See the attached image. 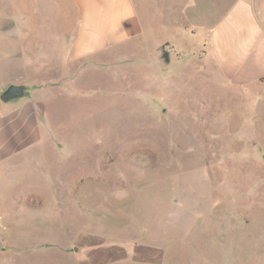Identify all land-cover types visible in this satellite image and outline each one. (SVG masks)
Masks as SVG:
<instances>
[{"label": "rangeland", "instance_id": "rangeland-1", "mask_svg": "<svg viewBox=\"0 0 264 264\" xmlns=\"http://www.w3.org/2000/svg\"><path fill=\"white\" fill-rule=\"evenodd\" d=\"M133 1L70 59L74 0H0V93L24 84L39 134L0 167V264H264V74L215 61L239 0Z\"/></svg>", "mask_w": 264, "mask_h": 264}, {"label": "crops", "instance_id": "crops-1", "mask_svg": "<svg viewBox=\"0 0 264 264\" xmlns=\"http://www.w3.org/2000/svg\"><path fill=\"white\" fill-rule=\"evenodd\" d=\"M263 1L261 13L264 12ZM74 2L78 13V28L68 49L70 59L82 58L120 44L128 37V23L139 20L133 0ZM238 5H232L227 16L216 26L220 30L228 20L223 30L229 31L237 39L238 46L236 49L234 46L231 49L227 47L225 53L216 56L215 61L223 65V72L229 81L247 86L264 74V20L256 19V8L252 0H239ZM166 40L172 42V39ZM14 99L0 100V167L12 155L25 151L39 138L38 112L32 99L24 96Z\"/></svg>", "mask_w": 264, "mask_h": 264}, {"label": "water", "instance_id": "water-1", "mask_svg": "<svg viewBox=\"0 0 264 264\" xmlns=\"http://www.w3.org/2000/svg\"><path fill=\"white\" fill-rule=\"evenodd\" d=\"M24 93L23 84H9L6 88L0 93V100L7 101L11 98L22 96Z\"/></svg>", "mask_w": 264, "mask_h": 264}, {"label": "trees", "instance_id": "trees-1", "mask_svg": "<svg viewBox=\"0 0 264 264\" xmlns=\"http://www.w3.org/2000/svg\"><path fill=\"white\" fill-rule=\"evenodd\" d=\"M161 57L163 58L164 61H168V54L163 48L161 47Z\"/></svg>", "mask_w": 264, "mask_h": 264}]
</instances>
